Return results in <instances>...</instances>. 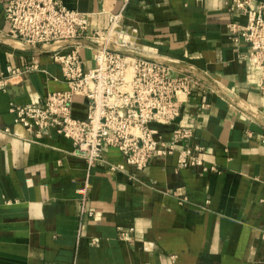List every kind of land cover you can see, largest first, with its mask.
I'll list each match as a JSON object with an SVG mask.
<instances>
[{"label":"crops","instance_id":"1","mask_svg":"<svg viewBox=\"0 0 264 264\" xmlns=\"http://www.w3.org/2000/svg\"><path fill=\"white\" fill-rule=\"evenodd\" d=\"M7 1L0 0V264H264V92L260 69L239 56L249 48L230 25L241 29L246 17L232 0H65L89 14L91 30H108L125 6L110 47L200 81L180 96L177 123L192 128L180 148L200 145L206 172L180 168L177 151L144 170H112L124 163L115 148L90 167L56 130L15 124L11 102L42 105L68 86L51 52L9 36ZM79 43L89 70L103 41ZM35 59L40 70L8 74ZM86 107L77 98L76 116ZM156 127L172 140V127ZM84 199L94 215L81 224Z\"/></svg>","mask_w":264,"mask_h":264},{"label":"built area","instance_id":"2","mask_svg":"<svg viewBox=\"0 0 264 264\" xmlns=\"http://www.w3.org/2000/svg\"><path fill=\"white\" fill-rule=\"evenodd\" d=\"M232 7L246 17L241 29L230 25L234 40L249 48L239 56L260 69V89L264 92V0H232ZM124 10L125 6L111 15L108 30H91L89 14L70 8L65 0L7 1L9 36L51 52L54 61L61 65L68 86L49 92L42 105L11 102L14 123L38 134L45 129L56 130L86 154L90 167L104 162L106 150L115 148L124 163L112 165V170L125 165L144 170L154 158L177 151L180 168L202 167L203 172L208 171L200 145L180 148L194 132L177 123L183 112L180 96L190 97L201 87L200 81L192 74L173 72L158 59L112 49L110 38L121 26ZM85 38L103 41L89 70L84 67L79 43ZM37 70L36 59L22 68L8 66L10 77ZM79 97L87 101L84 117L75 114ZM157 125L172 127L170 142L162 139ZM210 169L218 170L215 166ZM93 215L84 199L79 212L81 224ZM121 235H126L122 229Z\"/></svg>","mask_w":264,"mask_h":264}]
</instances>
